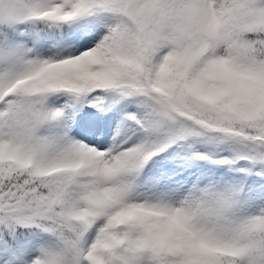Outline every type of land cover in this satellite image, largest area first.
Returning <instances> with one entry per match:
<instances>
[{"label": "snow or ice", "instance_id": "obj_1", "mask_svg": "<svg viewBox=\"0 0 264 264\" xmlns=\"http://www.w3.org/2000/svg\"><path fill=\"white\" fill-rule=\"evenodd\" d=\"M0 264H264V0H0Z\"/></svg>", "mask_w": 264, "mask_h": 264}]
</instances>
